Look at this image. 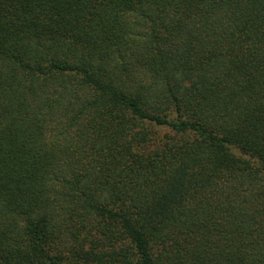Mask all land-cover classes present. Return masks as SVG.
Returning a JSON list of instances; mask_svg holds the SVG:
<instances>
[{
	"label": "trees",
	"instance_id": "16d2710c",
	"mask_svg": "<svg viewBox=\"0 0 264 264\" xmlns=\"http://www.w3.org/2000/svg\"><path fill=\"white\" fill-rule=\"evenodd\" d=\"M0 264H264V0H0Z\"/></svg>",
	"mask_w": 264,
	"mask_h": 264
},
{
	"label": "rangeland",
	"instance_id": "374dc122",
	"mask_svg": "<svg viewBox=\"0 0 264 264\" xmlns=\"http://www.w3.org/2000/svg\"><path fill=\"white\" fill-rule=\"evenodd\" d=\"M232 151L235 153V154H239V152L236 150V149H232Z\"/></svg>",
	"mask_w": 264,
	"mask_h": 264
}]
</instances>
